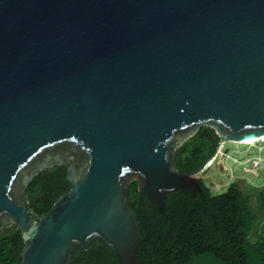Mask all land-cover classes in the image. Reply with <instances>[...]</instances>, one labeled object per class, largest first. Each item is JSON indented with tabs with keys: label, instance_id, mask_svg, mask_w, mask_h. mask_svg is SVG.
Listing matches in <instances>:
<instances>
[{
	"label": "water",
	"instance_id": "95a60500",
	"mask_svg": "<svg viewBox=\"0 0 264 264\" xmlns=\"http://www.w3.org/2000/svg\"><path fill=\"white\" fill-rule=\"evenodd\" d=\"M203 126L264 139V0H0V231L21 264H70L99 238L138 255L130 186L162 208L202 190L177 150ZM54 166L71 188L41 218L28 188Z\"/></svg>",
	"mask_w": 264,
	"mask_h": 264
},
{
	"label": "trees",
	"instance_id": "16d2710c",
	"mask_svg": "<svg viewBox=\"0 0 264 264\" xmlns=\"http://www.w3.org/2000/svg\"><path fill=\"white\" fill-rule=\"evenodd\" d=\"M219 143L216 130L203 126L177 150L176 167L201 170ZM200 182L201 191L169 194L162 208L139 192L137 182L130 186L127 204L140 223L139 257L145 264H193L203 258L217 264H264V187L254 196L233 183L225 192L214 194L204 180ZM70 188L66 167L40 172L28 188L32 216L46 215ZM253 197L258 207L252 204ZM23 246V234L16 225L0 231V264H21ZM70 264L120 261L118 253L97 238L87 250L75 249Z\"/></svg>",
	"mask_w": 264,
	"mask_h": 264
},
{
	"label": "rangeland",
	"instance_id": "374dc122",
	"mask_svg": "<svg viewBox=\"0 0 264 264\" xmlns=\"http://www.w3.org/2000/svg\"><path fill=\"white\" fill-rule=\"evenodd\" d=\"M214 194L225 192L236 183L246 193L254 196L264 187V139L254 144L228 142L219 150L215 160L207 163L198 175ZM252 204L258 207L253 197ZM258 232H262L258 228ZM252 238L257 239L253 235ZM193 264H217L211 258L196 260Z\"/></svg>",
	"mask_w": 264,
	"mask_h": 264
},
{
	"label": "bare ground",
	"instance_id": "6f19581e",
	"mask_svg": "<svg viewBox=\"0 0 264 264\" xmlns=\"http://www.w3.org/2000/svg\"><path fill=\"white\" fill-rule=\"evenodd\" d=\"M259 141H263V139L261 140H249V141H245V142H242L243 144H254L255 142H259Z\"/></svg>",
	"mask_w": 264,
	"mask_h": 264
}]
</instances>
